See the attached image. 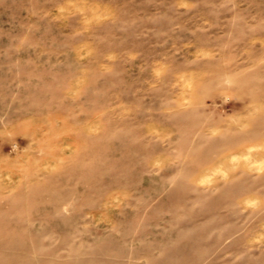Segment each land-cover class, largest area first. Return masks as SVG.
Masks as SVG:
<instances>
[{
    "label": "rangeland",
    "instance_id": "rangeland-1",
    "mask_svg": "<svg viewBox=\"0 0 264 264\" xmlns=\"http://www.w3.org/2000/svg\"><path fill=\"white\" fill-rule=\"evenodd\" d=\"M0 264H264V0H0Z\"/></svg>",
    "mask_w": 264,
    "mask_h": 264
},
{
    "label": "bare ground",
    "instance_id": "bare-ground-1",
    "mask_svg": "<svg viewBox=\"0 0 264 264\" xmlns=\"http://www.w3.org/2000/svg\"><path fill=\"white\" fill-rule=\"evenodd\" d=\"M63 147H64V145H63ZM247 149H248V147L241 146V144L239 143V141L238 142H235V143L226 144V150H227V152L225 154H222L219 158H217L215 160V163L212 162V159L210 157H208V163L210 162L209 164L214 163L215 165H218V166L219 165H223L224 166L225 164H227L230 161H232L233 159H235L236 156H238L240 153L246 151ZM245 154H246V152H245ZM248 154H250V152H248ZM238 161H239V159H238ZM248 163L247 162H244V164H242L241 167L242 168H246V169L247 168H250V166L248 165ZM251 171H253L252 168H251ZM109 211H110V209H109Z\"/></svg>",
    "mask_w": 264,
    "mask_h": 264
}]
</instances>
